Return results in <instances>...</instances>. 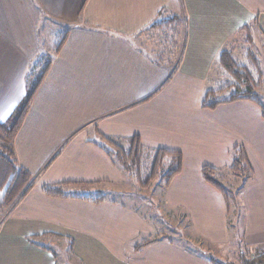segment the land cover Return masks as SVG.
I'll use <instances>...</instances> for the list:
<instances>
[{
	"label": "crops",
	"instance_id": "0c3cea01",
	"mask_svg": "<svg viewBox=\"0 0 264 264\" xmlns=\"http://www.w3.org/2000/svg\"><path fill=\"white\" fill-rule=\"evenodd\" d=\"M43 6L74 25L14 140L20 166L37 180L0 227V264H61L50 244L29 241L42 234L50 243L73 240L75 257L85 264H216L210 255L165 240L136 248L155 228L135 209L109 199L97 203L44 193L45 184L85 182L104 192L123 182L122 170L88 140L97 137L91 136L92 126L182 153V170L169 184L166 201L190 215L213 256L236 258L239 245L264 249L261 109L250 100L214 109L201 105L218 53L227 44L237 48L240 28L251 24L252 43L264 38V0H0L1 122L30 91ZM160 12L184 19L185 37L175 56L165 51L160 58L152 45L159 31L148 27ZM238 145L254 176L236 192L232 212L202 167L232 172L231 151Z\"/></svg>",
	"mask_w": 264,
	"mask_h": 264
},
{
	"label": "trees",
	"instance_id": "16d2710c",
	"mask_svg": "<svg viewBox=\"0 0 264 264\" xmlns=\"http://www.w3.org/2000/svg\"><path fill=\"white\" fill-rule=\"evenodd\" d=\"M182 24H184V19L180 16H168L165 17V13L160 12L157 19L153 20L149 24V28L161 31V34L168 32L166 42L169 47H165L163 51H159L160 58L164 54L167 48L168 52H173L175 56L176 50L179 48L178 44L175 42L176 35H180L181 38L185 37L184 31H182ZM251 24H245L240 28L239 33H246L247 42L251 43L252 35L249 32ZM176 34V35H175ZM62 38L59 46L55 50V53L49 57L48 62L42 67L38 73L33 70L36 67V63H32V71L30 73V78L34 77L31 85V90L24 101V104L17 108L11 117L12 122L8 123L0 121V138L7 141L0 145V194L4 199V208L2 212L3 216L0 217V225L2 219H4L9 212L12 210L23 198L27 195L30 189L34 186L36 182L37 175L29 171L28 169L20 166L17 158V154L14 148V139L19 131L23 120L29 110L30 104L34 95L36 94L38 88L42 84L46 74L48 73L50 66L52 64L54 55H56L63 46L66 39ZM171 38L172 41H171ZM173 43V44H172ZM250 48V47H249ZM236 48L231 47V44L226 45L219 52L216 62L212 68V72L217 63L221 64V70L219 76L222 78L219 81V76L210 83V77L208 78V85L204 92L201 105L204 108L214 109L221 104L230 103L238 100H250L261 106V101L259 99L260 95L257 91L259 88V82L262 81L261 70L259 69V61L257 57L253 56L254 52L249 50L247 56L240 58L235 51ZM252 49V48H251ZM177 52V51H176ZM41 58V56H40ZM171 61H173L171 59ZM40 60H38V63ZM171 65L176 66V62ZM223 73V74H222ZM225 75V76H224ZM259 76V77H258ZM29 84V82H28ZM264 115V107H262ZM90 141L102 148L107 155L110 156L113 163L118 166L125 176L133 177L136 173L140 177L145 178V182L148 183L152 181L154 177L159 175L165 168L166 172L162 173L161 181L157 185L163 184L165 187L169 184L174 176L180 173L182 169V153L179 151L168 150L163 147H149L146 146L139 135L119 137L105 135L99 132L98 136L94 139L90 138ZM232 163L230 170L236 175H243L245 180L251 179L254 176L253 168L249 162L248 156L244 146L238 145L232 149ZM145 160L147 167L143 169V161ZM219 168L204 165L202 167V174L204 179L217 187L225 196L228 206L232 212H236V198L230 193V190L224 186L220 180L216 177L219 174ZM90 185L85 182H61L57 184H45L42 186L44 192L51 197L56 198H81L88 199L93 202H102L107 200L105 192H90V194L85 193L86 191L78 186ZM80 189H78V188ZM234 204V206H233ZM1 215V214H0ZM45 234L36 235L29 237V241L33 244L44 247ZM156 238L143 239L141 242L136 243V248H141L145 245L151 244L157 241ZM71 247H72V240ZM257 252V251H256ZM212 259V258H211ZM215 261L214 259H212ZM80 264L82 262L78 261ZM216 264H264V254H257L255 257H246L242 255L239 258V262H229Z\"/></svg>",
	"mask_w": 264,
	"mask_h": 264
},
{
	"label": "rangeland",
	"instance_id": "374dc122",
	"mask_svg": "<svg viewBox=\"0 0 264 264\" xmlns=\"http://www.w3.org/2000/svg\"><path fill=\"white\" fill-rule=\"evenodd\" d=\"M42 8L43 10H41V15L38 18V21L40 22L39 29H40V45H41L40 50L41 51L37 53V55L33 58V61H32V63H36L37 64L36 66L38 67V69L36 67L34 68L33 71L35 73H38V71L41 70L42 67H44V65L48 62L49 57L55 53V50L59 46L62 38L65 37L66 33L69 34L70 29L74 25V22H71V20H68L64 17L52 16L48 11H46L44 6ZM155 34L157 33H154L152 36H154ZM246 35L247 34L245 32L239 33V37H238L239 39L235 40V42L239 40L236 44L237 48L235 49V51H236V54L240 58H243L247 56L246 54L249 53V50H252L254 52L253 56L254 57L256 56L257 57L256 59H258L259 61L258 66H259V69L261 70L262 81L259 82L260 86L257 91L259 92V95H260L259 99L262 105L259 106L257 103L256 104L260 107L261 112H263L262 107H264V38L258 36L255 42L249 43L246 41L248 39V37L246 38ZM156 36H157L156 38L154 37L151 38L153 40L152 45L156 44L155 46H157V48L155 49H157L158 51H161V50L163 51L164 42H166L170 34H168V32L161 34V31H159V34H157ZM176 36L177 37H175L174 42L178 44V42L181 41V37L180 35H176ZM67 37L68 35L66 36V39ZM172 39L173 38H171V41ZM165 51H167V48ZM175 55H177V52H175ZM55 56L56 55H54V57ZM38 60H40L39 63H38ZM220 68H221V64L217 63L211 74L212 77L210 78V83H213V81L219 76V72H217V70L220 71L221 70ZM220 76H219V81L220 79L224 80L223 79L224 77L221 78ZM33 80H34V77L32 79L31 78L28 79L30 90L32 88L31 85H33L32 83ZM7 121L8 123L12 122L11 118ZM89 131L91 133V136L93 135V137L98 136L99 134V131L97 130L96 126H92L89 129ZM88 140L90 141L89 138ZM4 142H7V141H4L2 140V138H0V145L4 144ZM231 154H232V151H231ZM182 163H183V160H182ZM142 166H143L142 170L144 171V168L147 167L145 160L143 161ZM163 172H166L165 168L162 170L161 173H159V175L154 177V179L152 181H149L148 183L145 182V178H143L142 176L140 177L141 174L140 175L138 174L137 176V174L135 173L133 177L127 175L123 178L124 180L121 184H116V185L111 184L106 189L107 191H104L107 200L109 199L110 201L112 200V202L114 201V202L120 203L124 207H130L132 209H135L138 212H140V214L144 218L152 222L155 228L154 235H152L151 237H148V236H143L142 238L140 237L138 242H141L143 239H147V238H151V239L156 238L158 239L157 241L165 240L171 243L174 242L179 245H185V247L191 249L192 251L198 250L199 252H202L203 254L210 255V257L215 260L214 261L215 263L217 262H221V263L237 262L238 263L239 258L242 255H245L246 257H249V256L255 257L257 254H260V255L264 254V249H250V248L242 247L241 245H239L237 249L236 247H233L236 249L235 253L238 254L236 258H233V259L231 258L228 260L227 258L219 256L218 254H217L218 256L216 255L213 256L211 252V248L208 246L207 242L204 239L200 238V236H198L196 232L194 231L190 215L188 213H185L181 209H176V208L171 209L170 206L168 205L166 201V192L172 180L165 187H163L164 186L163 184L157 185V182L159 183L161 181ZM216 177L220 180V182L224 186H226L230 190V193L234 196V198H236V192L246 181L242 174L236 175L234 172L228 173V170L223 171V172L219 171V174ZM93 185L94 184L90 183V185H85V186L82 185L78 187L84 189L86 191L85 193L90 194V192H93L91 190L94 187ZM76 199H81V198H76ZM85 200H88V199H85ZM14 208L12 210H9L6 217L2 219V223L0 227L2 226L4 221L8 218V216L11 214V212L14 210ZM4 210H5L4 199L2 197V199L0 198V214H1L0 217L3 216L2 212ZM43 243L51 245V249L55 251L54 253H56L58 257V261L60 260L61 264H80L78 262L79 260L82 262V264H85L83 260L75 257V252L73 249L74 242H72L73 243L72 247H71L70 240H67V241L57 240L55 242L50 243V241L44 239Z\"/></svg>",
	"mask_w": 264,
	"mask_h": 264
}]
</instances>
